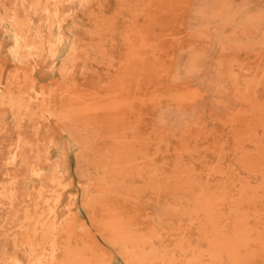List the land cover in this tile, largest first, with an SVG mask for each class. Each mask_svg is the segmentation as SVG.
<instances>
[{"label": "rangeland", "instance_id": "374dc122", "mask_svg": "<svg viewBox=\"0 0 264 264\" xmlns=\"http://www.w3.org/2000/svg\"><path fill=\"white\" fill-rule=\"evenodd\" d=\"M263 188L264 0H0V264H264Z\"/></svg>", "mask_w": 264, "mask_h": 264}, {"label": "bare ground", "instance_id": "6f19581e", "mask_svg": "<svg viewBox=\"0 0 264 264\" xmlns=\"http://www.w3.org/2000/svg\"><path fill=\"white\" fill-rule=\"evenodd\" d=\"M14 38L17 41H20V35L18 33L17 34L15 33ZM169 120H170V118H169ZM25 137H27V136H25ZM27 142H29V140ZM27 145H28V143H27ZM23 153H25V152H23ZM46 171H48V170H46ZM17 172H19V171H17ZM45 179H46V177H45ZM257 193H258V196L254 195L253 197H250V199L247 201V204L245 207H243V208L237 207V210L240 213L237 212L238 214H236V216H235L236 219H235L234 224L238 230L237 232L239 234H241L240 237H242L246 240L245 243H246L248 248L250 246L254 245V247H256V249L264 251V188L262 190H259ZM257 201L260 202L261 210L254 209L253 203H255ZM234 211H236V210H234ZM222 214H224V213H222Z\"/></svg>", "mask_w": 264, "mask_h": 264}]
</instances>
